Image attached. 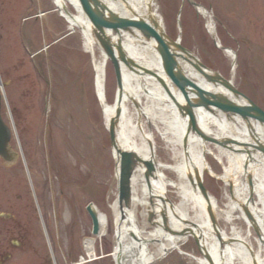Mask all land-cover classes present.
<instances>
[{"label": "rangeland", "instance_id": "374dc122", "mask_svg": "<svg viewBox=\"0 0 264 264\" xmlns=\"http://www.w3.org/2000/svg\"><path fill=\"white\" fill-rule=\"evenodd\" d=\"M53 1L34 0L27 15L32 8L29 0H0V78L6 83L1 115L13 128L10 147L16 155L9 166L0 162V195L18 196L12 215L23 227L19 228V223L12 234L3 225L0 253H10L3 264H114L108 255L114 249L110 207L116 199L115 165L96 98L93 66L83 50L80 30L60 43L53 42L69 33ZM179 1L155 0L166 32L174 39L180 36L184 47L240 86L231 57L213 48L205 17L187 4L181 20L184 32L176 28ZM198 1L207 5V0ZM210 2L216 35L224 47L236 49L222 35L219 20L237 40L240 69L248 82L245 91L264 109V0ZM41 14L46 15L42 18ZM21 32L31 55L22 50ZM105 92L106 101L113 104L116 83L109 63ZM155 143L157 159L170 162V149L156 136ZM214 155H218L215 150ZM206 160L213 166L217 163L211 155ZM221 164L226 165V158ZM206 184L218 207L225 209L229 204L227 188L222 186L218 193L212 181ZM88 204L107 218L103 235L94 243L97 259L93 260L88 259L85 246L91 237V221L85 211ZM235 224L246 231L242 221ZM12 235L20 241L17 249ZM181 251L185 255L174 251L157 264H196L188 255L200 258L192 239Z\"/></svg>", "mask_w": 264, "mask_h": 264}, {"label": "bare ground", "instance_id": "6f19581e", "mask_svg": "<svg viewBox=\"0 0 264 264\" xmlns=\"http://www.w3.org/2000/svg\"><path fill=\"white\" fill-rule=\"evenodd\" d=\"M101 1L120 16L153 18L161 25L152 13L154 0ZM53 4L68 30H81L83 50L94 58V84L107 124L115 117V106L109 105L105 97L106 57L93 45L88 20L78 1L54 0ZM198 10L208 19L203 9ZM211 28L209 25L210 31ZM123 44L137 63L158 73L162 71L159 54L152 42L125 35ZM183 67L199 90L231 98L222 87L209 84L190 67ZM120 76L122 88L117 104L120 114L115 128L116 145L133 152L140 160L151 162L152 175L146 178L144 166L135 168L129 181L128 206L119 205L117 199L111 204L115 228L112 256L116 263L153 264L170 251H180L188 241V234L193 232L206 254L205 258L188 255L196 264H264V157L254 150L257 144L264 146V126L253 119L247 123L238 115L227 117L201 106L196 110V119L204 135L225 140L230 143L231 150L215 145L210 147L197 135L186 134L187 121L175 104V100L181 103L183 96L170 82L166 80L165 89L151 77L138 78L123 69ZM233 103L244 104L235 99ZM155 136L172 152L170 162L161 163L157 159ZM214 150L218 155H214ZM207 155L227 160L228 167L222 179L232 188L225 209H220L213 199L205 200L195 184L196 171L202 174L206 170L204 159ZM118 171L117 167L116 177ZM208 209L215 217V226ZM92 210L99 218L100 234L103 235L107 218L96 207ZM152 212L158 226L149 231L147 218ZM162 220L166 221L169 232L164 231ZM237 220L245 224L246 231L242 232L236 226ZM222 224L230 229H224ZM93 245L91 240L85 241L91 258L94 257Z\"/></svg>", "mask_w": 264, "mask_h": 264}, {"label": "water", "instance_id": "95a60500", "mask_svg": "<svg viewBox=\"0 0 264 264\" xmlns=\"http://www.w3.org/2000/svg\"><path fill=\"white\" fill-rule=\"evenodd\" d=\"M80 8L89 23V35L97 45V47L105 53L113 65L117 87L118 99L115 107V117L109 123V136L111 148L116 150L115 164L119 166V175L117 177L118 197L121 206H128L129 200V181L135 168L145 166L146 178L152 175V163L138 159L133 152L117 148L115 128L116 121L120 114V109L117 108L121 91V76L120 71L123 66L136 77H151L154 78L161 86L167 89V82L171 83L182 94V102L175 100L176 107L182 118L187 121L188 127L186 134L192 133L197 135L203 142H209L225 149L231 150L230 143L225 140H218L213 137L204 135L201 127L196 119V110L199 107H204L213 112H220L229 115H238L248 123V120L253 119L260 125L264 126V112L257 107L252 101L239 93L228 81L215 74L207 75L203 72L204 66L199 63L192 54L181 47L178 43L172 41L159 27L153 18H148L150 24L140 16L123 17L112 12L101 0H78ZM125 35L132 37H141L153 43L160 57L162 71L158 73L137 63L131 55L126 51L123 38ZM182 62H186L192 66L199 74H201L208 82L220 84L226 90L232 93L231 98L223 94L215 95L213 93L199 90L192 80L186 74ZM233 99L240 100L244 104H234ZM10 139V132L0 119V156L7 159V144ZM254 150L264 154V146L256 145ZM195 184L205 200H209L208 193L202 185V176L196 171ZM93 222V233L99 231V223L96 216L90 208L87 209ZM214 226L215 217L211 215V210L208 209ZM153 214H150L149 221ZM197 241V238L195 239ZM203 256L204 254L202 251ZM211 264V263H210Z\"/></svg>", "mask_w": 264, "mask_h": 264}, {"label": "flooded vegetation", "instance_id": "af4514ba", "mask_svg": "<svg viewBox=\"0 0 264 264\" xmlns=\"http://www.w3.org/2000/svg\"><path fill=\"white\" fill-rule=\"evenodd\" d=\"M19 201L18 196H10V197H3L0 195V211H5L6 213H13L14 210L18 207L17 202ZM12 223L13 218H9L8 220H0V225L2 223ZM17 223L14 222L10 228H16L17 229Z\"/></svg>", "mask_w": 264, "mask_h": 264}]
</instances>
